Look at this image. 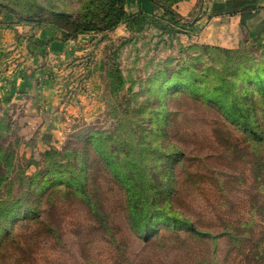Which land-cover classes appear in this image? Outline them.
Segmentation results:
<instances>
[{
    "label": "rangeland",
    "instance_id": "rangeland-1",
    "mask_svg": "<svg viewBox=\"0 0 264 264\" xmlns=\"http://www.w3.org/2000/svg\"><path fill=\"white\" fill-rule=\"evenodd\" d=\"M153 1L124 0L115 27L84 31L111 0H0L13 36L0 56H38L70 113L50 137L0 94V264H264V133L254 141L214 99L222 88L233 111L257 115L264 46L199 41L210 19L260 0H194L187 15L184 0ZM114 141L133 160H111ZM132 210L152 228L143 239Z\"/></svg>",
    "mask_w": 264,
    "mask_h": 264
},
{
    "label": "crops",
    "instance_id": "crops-1",
    "mask_svg": "<svg viewBox=\"0 0 264 264\" xmlns=\"http://www.w3.org/2000/svg\"><path fill=\"white\" fill-rule=\"evenodd\" d=\"M194 0H184L180 10L187 15L191 12ZM257 10L251 13L212 18L199 36V41L212 46L235 48L247 40L253 43L264 42V0H260ZM9 31L0 30V52L12 42ZM66 46L53 40L49 43L51 55L63 52ZM20 53H4L0 56V94L9 103H18L26 112L33 114V122L40 121L41 132L48 136H59L67 125L64 118L69 111L62 113L61 86L55 79L43 81L45 68L40 65L38 56L17 58ZM18 64L12 62V59ZM11 63V64H9ZM28 118H30L28 116ZM64 130V129H63Z\"/></svg>",
    "mask_w": 264,
    "mask_h": 264
},
{
    "label": "trees",
    "instance_id": "trees-1",
    "mask_svg": "<svg viewBox=\"0 0 264 264\" xmlns=\"http://www.w3.org/2000/svg\"><path fill=\"white\" fill-rule=\"evenodd\" d=\"M149 1L151 3H154L153 0H149ZM123 3H124V0H111L100 22H98L97 24L79 25L78 28L84 31H95V30L100 29L101 27L100 23H102L103 29H110V28L115 27L119 22H121L124 19V17H126V13L123 10ZM243 42H245V44L247 45H252V46H264V42L263 43H253L247 40ZM194 60L198 61V59H194ZM203 72L205 75L207 74L205 70ZM184 73L188 74L189 77H193V75H195L193 70H189V71L186 70L184 71ZM195 76L198 77L199 79L202 77V76H197V75ZM191 83L192 82L183 84L179 86L178 88L182 87L190 91ZM217 91L221 93L219 95H216L214 99L216 101L217 107H219L225 119L232 124H239V125L244 124L245 128L249 130V135L252 136V139L254 141H259L261 137V133H264V88L261 94V97H262L261 100L259 102H255L254 107H253L254 112H257V110H259V112L257 113L256 116H252V117L251 116L245 117V116L238 114L236 111H233L232 109L239 108V105L235 102L236 97L230 100L229 97H226L225 94L222 93L223 91L222 88L218 89ZM228 92L229 90L226 93ZM199 93L202 95H206L204 91H200ZM261 128L263 129L261 130ZM257 130H260V131H257ZM113 145L116 148L112 150V152H109V154H107V156H109L111 160H133L131 158L132 154L130 153L123 154L120 151L121 148L119 147H122L125 149V144L123 143L119 144V142L114 141ZM137 160H145V159H137ZM135 201L144 202L145 204H147L149 200L146 195L142 196L141 194L135 197ZM139 212L140 210H132V219L135 221L132 224V229L134 228L137 231L136 234L139 236V238L143 239L146 237V234L148 233V231H150L152 228L148 222L136 223L137 215ZM143 219H144L143 221H145L147 218L143 216ZM166 223L168 224V226H173L175 228L180 227V230H182L186 238L194 239V238H198V236H201L198 230H195V227L193 226V224L190 222H187V220H181L178 222L174 220L173 221L166 220ZM155 230L156 229H153L152 231L154 232Z\"/></svg>",
    "mask_w": 264,
    "mask_h": 264
}]
</instances>
